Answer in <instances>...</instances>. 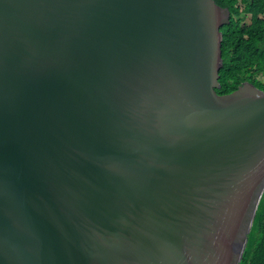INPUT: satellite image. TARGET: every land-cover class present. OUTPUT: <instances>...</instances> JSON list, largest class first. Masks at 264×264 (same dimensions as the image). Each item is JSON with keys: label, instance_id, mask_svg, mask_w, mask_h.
<instances>
[{"label": "water", "instance_id": "water-1", "mask_svg": "<svg viewBox=\"0 0 264 264\" xmlns=\"http://www.w3.org/2000/svg\"><path fill=\"white\" fill-rule=\"evenodd\" d=\"M213 0H0V264H242L264 91L217 89Z\"/></svg>", "mask_w": 264, "mask_h": 264}, {"label": "trees", "instance_id": "trees-1", "mask_svg": "<svg viewBox=\"0 0 264 264\" xmlns=\"http://www.w3.org/2000/svg\"><path fill=\"white\" fill-rule=\"evenodd\" d=\"M227 10L223 33V68L217 89L232 93L244 83L264 91V0H213ZM242 264H264V197Z\"/></svg>", "mask_w": 264, "mask_h": 264}]
</instances>
